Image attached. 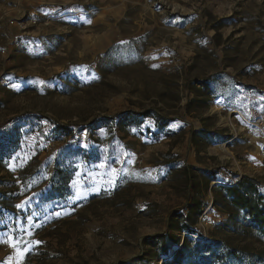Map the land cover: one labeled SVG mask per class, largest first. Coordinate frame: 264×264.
<instances>
[{
	"label": "rangeland",
	"instance_id": "1",
	"mask_svg": "<svg viewBox=\"0 0 264 264\" xmlns=\"http://www.w3.org/2000/svg\"><path fill=\"white\" fill-rule=\"evenodd\" d=\"M2 132L0 264H163L144 239L195 196L203 238L263 251L213 189L264 188V0H0Z\"/></svg>",
	"mask_w": 264,
	"mask_h": 264
},
{
	"label": "trees",
	"instance_id": "2",
	"mask_svg": "<svg viewBox=\"0 0 264 264\" xmlns=\"http://www.w3.org/2000/svg\"><path fill=\"white\" fill-rule=\"evenodd\" d=\"M144 115L152 116L159 129L166 125L159 115L155 116L151 112ZM132 117L134 114L128 112L121 119L125 122ZM59 129L65 136L74 137L70 126L59 125ZM1 137L8 138V134L0 133V162L4 157H9L18 150L17 141L14 143L6 141L7 144L4 145ZM83 162L94 161H90V156L87 155ZM75 172L76 168L72 165L56 167L48 180L49 186L44 200L65 201L71 195L70 183ZM205 206L206 203L199 196L189 199L183 212L169 214L165 232L145 238L144 243L152 246L157 256L168 257L163 264H264V250L256 251L231 245L214 237L203 238L196 223ZM213 206H223L229 224L234 225L230 227L233 231L250 232L264 243V188L255 178L245 175L233 184L215 187ZM173 232L187 236L181 242L182 239ZM190 235L198 238L192 239Z\"/></svg>",
	"mask_w": 264,
	"mask_h": 264
},
{
	"label": "snow or ice",
	"instance_id": "3",
	"mask_svg": "<svg viewBox=\"0 0 264 264\" xmlns=\"http://www.w3.org/2000/svg\"><path fill=\"white\" fill-rule=\"evenodd\" d=\"M177 19H179V18H177ZM86 23H89L90 24L91 23V20H87ZM122 43H124V42H122ZM17 207H19V206H17ZM7 236H8L7 233H5L3 235H0V242H4L7 239ZM29 243H30V241H25L22 235H17V236H14L13 237V239L11 241V246L14 249H20V246L21 245H27Z\"/></svg>",
	"mask_w": 264,
	"mask_h": 264
},
{
	"label": "bare ground",
	"instance_id": "4",
	"mask_svg": "<svg viewBox=\"0 0 264 264\" xmlns=\"http://www.w3.org/2000/svg\"><path fill=\"white\" fill-rule=\"evenodd\" d=\"M222 151L227 154V150L226 149L222 148Z\"/></svg>",
	"mask_w": 264,
	"mask_h": 264
},
{
	"label": "water",
	"instance_id": "5",
	"mask_svg": "<svg viewBox=\"0 0 264 264\" xmlns=\"http://www.w3.org/2000/svg\"><path fill=\"white\" fill-rule=\"evenodd\" d=\"M184 239V238H183ZM183 239L181 240V242L183 241Z\"/></svg>",
	"mask_w": 264,
	"mask_h": 264
}]
</instances>
